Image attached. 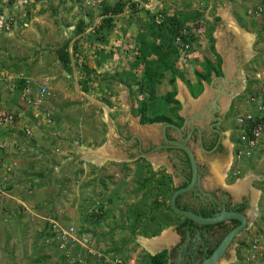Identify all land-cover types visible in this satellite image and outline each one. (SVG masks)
Wrapping results in <instances>:
<instances>
[{
	"label": "rangeland",
	"instance_id": "rangeland-1",
	"mask_svg": "<svg viewBox=\"0 0 264 264\" xmlns=\"http://www.w3.org/2000/svg\"><path fill=\"white\" fill-rule=\"evenodd\" d=\"M43 1L34 0L26 13V15L31 14L30 17L23 18V22L28 27L23 26V22H18L19 15L16 18V26L10 33L17 39L13 43V48L8 47L2 41L4 35L7 34H0V45L4 47V53L0 49V113H9L10 119L3 127L16 136L15 141L13 140L10 144L6 141V144L2 146L4 153L8 152L9 157L0 164V264H99L102 259L101 256L118 257L125 264H129L130 261L132 264H148V254L138 243V239H147L146 237L153 233V230L149 229V233H146V230L141 231V227L134 230L130 227L134 224L133 220L140 215V211L155 209L157 212L159 211V215L164 211L163 213L174 220V223L166 224L163 222L166 218L156 221L154 225L157 227V232H159V238L152 241L159 244L161 238L165 240L166 237H169L170 240L165 244L169 245L173 242L175 237L172 231L173 225L182 221V218L168 212L167 206L172 193L166 191L165 193L163 189L166 186L170 188L178 186L179 177L171 170L170 177L169 175L162 177L163 182L159 184V187L156 184H151L152 177L148 183L141 186L139 185L140 182H133V178L128 179L134 174L133 171L129 174L126 172V163L106 162L103 167L98 168L92 165L93 162L90 164L87 159H82L80 154L81 148L85 150L94 148L97 150L103 146L108 147L110 150L122 149L127 151L129 146L125 145V141L128 139V131L125 132V125H121L120 119L127 114L128 121L126 125H128L129 119L134 122L139 118L140 122L138 110L141 101L147 99V94L138 92L137 86L131 77V72H134L135 69L126 68L129 61L126 57H122L123 54H120V51L124 50V45L130 39V35L126 33V29H129V27L126 25L127 27L120 28L122 35L115 44H112V40L111 42L106 40L105 34H102L103 37L97 34L94 36L93 31L95 29L93 28L88 30L87 34L84 35V41L82 40L83 42L79 43V38L73 36L76 28L73 30L71 27L78 22H75L76 12L72 11L70 7L66 8L65 11L64 6L65 4L73 5V3L66 0H57L59 4L57 7L60 8L54 11L52 7H54L56 0L54 2L50 0L48 2ZM187 1L185 0L183 3ZM120 2L121 0L118 3ZM49 3L51 9H44V5L49 8ZM102 3L103 0L98 5L89 7L95 8ZM200 3L201 1H195L193 3L194 9H199L201 7ZM182 4L177 5L176 3L173 7L167 4L162 8L159 6V12L155 15H159V19L174 14L180 17L178 11L183 10L185 13V15L181 14L183 20L190 17L193 19L194 17V22L199 23L200 29L190 45V56L195 55V58L186 63L181 60L174 63L175 69L181 75L180 78H176L181 79V82L187 88L185 81L188 80L190 86L195 88L194 71L199 70L202 72L204 69L199 64H202L203 59L214 57L211 53L213 51L209 48V27L207 26L205 31L203 29L204 22L207 19L214 20L215 17L212 12L208 13L207 19L204 18V13H197V16H194L196 13H189L191 11L185 10L188 7L182 6ZM193 4H190L191 7ZM15 6L16 4L13 1L10 3L9 0H0V11L5 9L13 12ZM61 9L64 12H61ZM246 14L247 17H252V21L264 20V13L259 17H253L248 12ZM36 15L38 16V22L30 24ZM155 15H149L147 24H150L152 17ZM40 18L54 21L55 26L52 28L53 33L50 36L47 30L49 28L45 29V24ZM114 21L112 19L108 23L112 25ZM257 21L251 22L252 26L256 25ZM35 23L36 25H34ZM186 23V25L190 23V26L193 25L192 20H186ZM146 25L140 28L139 24L132 28L138 29L139 32L141 30L143 35L146 31ZM108 26L103 28L105 32L110 33ZM218 28L220 30L219 36L224 37L227 35L224 28L219 25ZM15 29L17 30L15 31ZM65 32L67 36L64 34ZM122 38L126 39V42ZM254 38L253 43H255L257 54L252 58L254 61L250 63L251 69H248V65L244 64L245 71L247 69L253 76L251 77L250 74L246 77L244 88L232 98L228 97L229 95L224 97L221 95L219 103L222 105L228 100L231 103L229 111L224 115L221 111L216 112L223 116L225 123L221 129L231 142L235 137L234 127L236 126L238 129L237 124L235 125V118L238 114L250 110V98L257 93L259 87V80L256 77L258 74L264 75V24H259L258 35ZM64 43H68L71 67L73 66L75 69L74 74L72 70L65 71L56 58V50ZM136 44V40L130 44L127 43L130 49L136 47ZM74 45H76V51L73 48ZM212 50L215 52L214 42ZM83 57L84 62L82 61ZM75 61L78 63L77 67H75ZM214 61L216 60L214 59ZM12 63L15 67L10 69ZM82 63L86 68L91 66L92 69L96 68L91 70L92 75L88 83V92H83L80 88L78 91L75 84L84 77L85 68L82 67ZM48 75H53L50 78L57 85L55 90H52L53 88L51 89L48 85V80L44 79ZM25 79L40 80V85L45 84L47 86L48 97L42 109H27L22 104L21 91L20 89L17 90L15 85L21 81L25 83ZM167 79L160 83L158 81L154 83L155 99L152 101L147 100L146 116L166 115L180 124L179 126L187 134L189 128L183 127L184 119L179 116V113L186 114L184 117L188 118L192 116L190 114L193 110L191 106L195 102L188 103L189 100L185 95H177L176 83L174 97L182 99V105L180 102L177 106L164 101L163 95L173 89V86L167 84ZM210 81V79L204 81L206 90L203 91L202 85V90L197 96H193L189 91L195 101L198 100L200 104H203L206 97H208L206 93H209L208 85ZM61 83H66V87L63 86V89H60ZM120 86L124 91H120ZM230 90L234 92L236 87L230 86V89L225 92L229 94L228 91ZM126 92L130 95L131 104L128 105L130 108H126L125 112H121L118 111L117 107L120 103L118 99L121 100V96ZM63 94L66 96L64 97ZM2 96L5 97L4 100ZM8 100L12 101V106L4 103V105L7 104V107H2L1 102ZM96 101L109 108L112 121H115L116 130L112 125L110 127L109 124L107 125V123H110L108 120L107 123L106 120H103L106 116L104 112H108V110L98 107ZM172 108H176V113L182 120L174 117L170 111ZM220 109L222 110V108ZM212 110H214L213 107H205L199 117L207 122L209 113ZM37 112L40 114L48 112L52 116V125L47 127L43 125L41 119H35L32 114ZM82 121L85 124L84 126L81 124ZM146 124L148 123H144L142 128L144 129L143 133L147 136H151L149 134L155 135L157 129L162 125L159 123V125L145 127ZM24 129H28L30 134H24ZM225 129L231 131L233 129L234 133L229 136V130L226 131ZM236 132L238 135V131ZM119 138L123 140L120 141ZM143 139L141 140L142 151L146 152L152 143L147 141L148 144H146ZM189 146L195 153L197 162H201L202 165L206 166V170L204 169L205 171L199 178V184L207 193L216 194L214 192L216 187H222L229 191V195L236 194L231 190L235 188L236 181L239 182V180L251 174L264 176V158L260 160V157H257L258 161L251 164L248 162L250 160L238 161L236 157H234V160L232 153L224 155V157L214 154L211 157L206 156L207 160L205 162V154L199 150L196 138L189 142ZM159 150H161V152L159 151V157L165 156L167 158L169 156L171 158L173 154V152L163 151L162 148H159ZM82 154L87 155L85 151ZM147 157L153 159L150 155ZM247 158H250V156H247ZM1 159L4 158L1 157ZM217 159H222L221 162H223L225 170L224 175H227L226 178L223 176L222 180L217 178L210 170V162H215ZM201 163H199L200 166ZM254 188L260 191L259 203L264 202V182H257ZM230 198L233 200V196ZM157 199L159 204L163 203V206L158 207L155 204ZM247 208L248 205L244 212H247ZM148 220H142V223H144L142 227L145 228V224L150 226L152 221L148 222ZM53 223L63 229L69 225H74L76 227V237L80 244L75 242L60 247L59 240L54 238V234L51 232ZM255 238L260 239L259 245L264 246L263 215L256 220L255 225L239 233L233 239L228 252L221 257L218 264H250L247 260L250 254H247L246 249L243 250L241 244L248 248ZM47 240L50 241L49 244ZM164 242L160 244L163 245ZM160 244L156 247L155 252L158 248H161ZM231 254H233V257H231L233 261L228 259ZM179 257L180 254H177L176 263L180 262Z\"/></svg>",
	"mask_w": 264,
	"mask_h": 264
},
{
	"label": "crops",
	"instance_id": "crops-1",
	"mask_svg": "<svg viewBox=\"0 0 264 264\" xmlns=\"http://www.w3.org/2000/svg\"><path fill=\"white\" fill-rule=\"evenodd\" d=\"M46 1L48 2V0H46ZM50 1L54 2V0H50ZM119 1L120 0H103V3L101 5L95 7V8L84 7V6L82 7V6H77L75 4H73V5L65 4L64 5L65 11H66V8L68 9L70 7L72 11L76 12L75 22L76 21H78V22L75 23V25L80 24L81 27H83V33L79 34V35H75V36L79 38L83 35H86L89 29L90 30L92 28L96 29V27L99 26L100 22H102L103 19H108L110 17L111 20L112 19L115 20L114 23H116V24L113 23L112 25H111V23H108L110 33L105 32L104 28H102L100 30L101 33L100 32L95 33V30H94L93 31L94 36H96V34L98 36L105 34V36H106L105 39L109 40L110 42L112 40L113 41L112 44H115V43H117V41H119L118 39L122 35L120 33V31H121L120 28L121 27L122 28L127 27L126 25H128L129 29H126V33H127V35H130L129 36L130 39H128L127 42H126V39H124V38H122V39L125 40L126 44L127 43L130 44L131 42H134L136 40V35L141 34V30L139 32L138 29L135 30L134 28H132L133 26L135 27V26H138L140 24V26H139L140 28L144 27L147 24V20L149 18V15H151V14L155 15L156 13L159 12V6H160V8H162L163 6H167V4H169L170 6L173 7L174 4H176V3H177V5H181L183 3V1H185V0H128V1L127 0H121L122 3L121 2L119 3L121 6L123 5V9L121 12H118L117 14H113L111 16L110 15L109 16L108 15H102L103 7L113 6V5L117 4ZM195 1H201V3H200L201 7L199 9H194L193 3ZM260 1L261 0H188L187 2L182 4V6L188 7L185 10L191 11L189 13H194V12L196 14L197 13H199V14L204 13L205 19H207L208 13L209 14H210V12L214 13L215 19L214 20L207 19L206 22H204L205 26H204L203 31H205L207 26L209 27V30H210L209 37H211L213 42H214L215 52L217 55H219L221 64H220V75H216L214 72H211V74H210L209 79L211 81H210V84L208 85L209 86L208 87L209 93H206V94H208L207 95L208 97H206L205 102L203 104H200V102L198 100L195 101V99L191 96L188 88L184 85L183 82H181V79L176 78L175 83H176L177 95H181V94H182V96L185 95L187 97V100H189L188 103L195 102L194 105L191 106V109L193 108V110L190 113V114H192V116H190L189 118L184 117V116H186V114H182V113L181 114L179 113V116L184 119L183 120V127L185 126V128H189L187 133L190 132V130L192 129L193 126L199 128L200 131L205 130L206 132L209 133V129H210V126H208L209 123L214 122V120L219 119L218 121L220 122V125H219L218 129L221 132V143L225 148L224 151L225 150L228 151L227 155L232 153L233 159L235 157V153H234L235 149H237V148L242 149L243 148L244 142L241 140V137L243 135L241 134L239 127H238V129L236 126L234 127L235 133L233 132V129H232V131L229 129H225L226 131L229 130V136L233 133L235 134L234 135L235 137H233V140L231 142L230 139L229 140L227 139L226 134L221 129V127L225 123L223 116L218 114V118L213 119L211 115H212V111H215V112L221 111L223 115L225 113H227L229 111V106L231 103L228 102V100H226V103H222V105H220L219 100H220L221 95L223 97L228 95L227 92H225V91L229 90L230 86L236 87V91L232 92L230 90V91H228L229 94L233 93L236 95V93H238L240 90H242L244 88L246 77L249 76L250 74H251L250 75L251 77L253 76V74L249 73L250 71L248 72L247 69L245 71L244 64H247L248 69H251L250 63L254 61V59H252V58L254 55L257 54V49L254 46L255 43H253V41H255V38L252 40V44L250 46L251 53H247V51H246L247 49L244 46V42L242 43V40L240 39L239 33L244 32L247 35H251L252 38L254 36L258 35L259 24H261V23L264 24V20L263 19H262L263 21L255 20V21H257V24L252 26L251 22H255V21H252L251 16L247 17L246 13L248 12L247 9H250V8L254 7L255 5L259 4ZM188 2L191 5L193 4V6L191 7V5ZM136 4H138V5H136ZM58 5L59 4L57 3V0H56V3L54 2V7H52L54 9V11H56L57 9L60 8V7H57ZM133 5H136L135 9L132 8ZM43 8L44 9H51L50 3H49V8L45 5L43 6ZM167 9H169V8H167ZM174 9H176V8H174ZM176 10H180V9L178 8ZM192 10H195V11H192ZM61 12H64L63 9H61ZM178 12L180 15V17L179 16L178 17L180 19H182L183 17H181L182 16L181 14L185 15V13L183 12V10L178 11ZM30 15L31 14H27V15L25 14L22 17L19 16L20 18L18 19L19 20L18 22L22 23L24 21L23 18L26 19V18L30 17ZM157 16H159V15H157ZM253 17H255V16H253ZM40 20L42 22H44L45 29L49 28L47 30H48L49 36H50L53 33L52 28H54V26H55L54 21H50V20L48 21L45 19L43 20L41 18H40ZM231 20L233 21V23L236 24L239 31H235V29L232 28V24H231L232 21ZM258 20H260V19H258ZM34 22H38V16L37 15L33 18V20L30 22V24H33ZM23 23H24L23 26H26V23L25 22H23ZM217 24L220 27L225 29V33L227 34L226 36H224V37L219 36L220 30H219ZM34 25H36V23ZM75 25L71 26L73 28V30L76 28ZM148 25L149 24H147L146 26L148 27ZM26 27H28V26H26ZM16 30L17 29H15V31ZM21 32H23V31H21ZM64 34L66 35V32ZM73 36H74V34H73ZM102 37H103V35H102ZM84 38H85V36L79 38V40H78L79 43L80 42L82 43L84 41ZM3 39H2L3 43L7 44L8 47H10V48H13L12 47V46H14L13 43H15L17 41V39L14 38L10 34L4 35ZM48 41L51 42L49 39H48ZM203 44H205V43H203ZM253 46H254V48H253ZM0 49L4 53V47H2L0 45ZM120 54H123L122 57H126L128 59V61H131L132 55L130 53L127 54L128 55L127 56L124 54L123 51H120ZM194 56L195 55H193V57H191V56L186 57L185 61L187 62V61L191 60L192 58H195ZM205 58L209 59L212 62V64H216V61H214V59H215L214 57H211V58L205 57ZM127 64H126V68L129 67V65H127ZM14 67H15L14 63H12L10 69H13ZM254 67L255 66L253 65V68ZM71 69H72V72L74 74L75 69L73 68V66L71 67ZM87 69L91 71V70L96 69V68L94 67L92 69V66H91ZM96 72L98 73V71H96ZM245 72H247V73L245 74ZM51 76H53V75H48L47 78H44V79L46 81L48 80L49 87L51 89L53 88L52 90H55L57 85L51 81V78H50ZM251 77H249V78H251ZM201 83L203 85V91H205L206 90V84L204 83V81H202ZM75 84H76L77 90L79 91V88H80L79 83L77 82ZM66 85H67L66 83H63V84L61 83L59 87H60V89H63L62 87L63 86L66 87ZM119 89H120V91H124L122 89V86H120ZM65 96L66 95H64V97ZM2 98H3V100L5 99V97H3V96H2ZM87 98H89V97H87ZM89 99L95 101L92 98H89ZM89 99H87V100H89ZM175 99L178 102H180L182 105V99H180L179 97H176ZM118 101H120V103L117 105L118 111L125 112L126 108H130V107H128V105L131 104V99H130L129 93L126 92L125 94H123L121 96V100L118 99ZM11 102H12L11 100H8L6 102L3 101V102H1V106L7 107V104L9 106H12ZM4 103H7V104L4 105ZM96 103H97V106L100 107L101 109L104 110V108H106L108 110V112H104V114H106V116L104 117L105 119H103V120H106L105 121L106 123L108 120L110 123H107V125L109 124L108 125L109 127H110V125H112V127H114V129L116 130L115 121L114 122L112 121L113 119L110 115L109 108L106 105L100 103L99 101H96ZM207 106L213 107L214 110H212L210 112V115L208 117V121L206 122V121H203L205 119H201L199 116L202 114L203 109L205 107L207 108ZM122 108H125V109H122ZM197 108H198V110H197ZM220 108H222V110ZM248 108H249V106H248ZM19 115H21V114H19ZM83 121L81 123L82 126L85 125V124H83ZM127 121H128L127 114L125 116H122V118L120 119L121 125H125L124 126L125 132L128 131L127 132L128 133V135H127L128 139L125 141V145L129 146V147H127V151H123L122 149L110 150L106 146L100 147L97 150L94 148H91V150H85V149L81 148L80 154L82 156V159H84L83 154H82L83 151H92V152L102 151V154L105 155L107 157V159L104 161V163L101 166H99V165L96 166V164H94V163L92 164V162L87 161V160L86 161L90 162V164H92L93 166L98 167V168L103 167L106 162H114L117 164L122 162V163H126L128 165V163H130V160H131L129 158V154L130 153L133 155L137 154V150H135L136 147L133 148L135 146V145L133 146L134 137H138V139L140 140L138 150H142V143H141L142 138H144L143 142L145 141L146 144H148L147 143L148 140H151L152 143L155 142L153 134H149L151 136H147L146 134L143 133V131H144V129L142 128L143 124L142 125L140 124L139 118L137 120H134V122L132 121V119H129L128 125H126ZM113 124H114V126H113ZM235 125H236V123H235ZM148 126H150V124L145 125V127H148ZM160 128H159V142H160V139H162ZM13 130H16V129H13ZM236 131H238V135H237ZM116 133H117V131H116ZM171 133L173 134L172 131H171ZM112 136L114 137V134ZM111 137H109V138H111ZM15 139H16V136L14 133H10L7 129H5V127H0V162H5V160H7V157H9L8 152L4 153V148L2 146L4 144H6V141L9 142V144H10L13 140L15 141ZM119 140L122 141L123 139L119 138ZM129 141H130V143H129ZM197 145H198V141H197ZM198 148L203 154H205V156H204L205 162L207 160L206 156L211 157L212 155L217 154V155H222V157H224L223 153H218V152H214V151H211L209 153H204L201 150V148L199 147V145H198ZM132 149H134V150H132ZM93 150H95V151H93ZM1 157L4 159H1ZM257 157H260V160H263V158H264V137H262L258 141V144L256 145L255 149L252 151V155L250 156V158L242 157V158H239L237 160L243 161V162L250 160L248 162L253 164L255 161H258ZM219 159H217L215 162H210V167H211L210 170H211V172H213V174H215L213 168L214 167L219 168V171L221 172V174H219L220 175L219 176L217 173V175H215V176L219 179L220 178L223 179V176H224V178H226L227 175H224V171H225L224 165H223V162H221L222 159L221 160H219ZM199 163H201V162H199ZM199 163L197 162V165H199ZM159 165L165 166L166 172L171 173L172 169L168 165V162L166 161L165 156L159 157ZM206 165H207V163H206ZM201 166H204V165H202V163H201ZM216 166H219V167H216ZM205 168H206V166H204V169ZM257 182H264V176L263 175L255 176L253 174L245 176V178L239 180V182L238 181L235 182L234 187L236 189H235L234 193H236V194L231 195V196H233V200L235 203L241 202L244 199H246L249 203H251L252 201L254 202V204L256 203L257 209L255 210V212L252 210L249 213L250 221H251L252 225H255L256 220L259 219L260 216H262V215L264 216V202L262 201L259 203L260 191L256 188H254L255 184ZM243 184H244V186H243ZM245 186H246V188H245ZM227 188H229V187H227ZM257 192H258V194H257ZM247 212H249V204H248ZM174 236H175V234H174ZM158 238L159 237L151 239L149 237L148 239L149 240L150 239L155 240ZM144 251H145V249H144ZM157 251H159V249H157ZM145 252H146V254L150 255V253H148L147 251H145ZM129 264H132V262L130 261Z\"/></svg>",
	"mask_w": 264,
	"mask_h": 264
},
{
	"label": "flooded vegetation",
	"instance_id": "flooded-vegetation-1",
	"mask_svg": "<svg viewBox=\"0 0 264 264\" xmlns=\"http://www.w3.org/2000/svg\"><path fill=\"white\" fill-rule=\"evenodd\" d=\"M211 116L213 119H217L218 113L212 111ZM218 120H214V122L209 123L208 125L210 126L209 133L206 132L205 130L201 131V146L207 151H214L227 155L228 151L226 150L224 151L225 148L221 143V132L218 129L220 122ZM140 124L142 125V123ZM161 124L163 125L165 123H161ZM169 124H173L181 129L183 133L182 138L185 141L180 140L175 130L171 128H166L165 136L168 141L179 142L180 144L185 145L189 148H190L189 142L191 140L196 138V141H198V136L195 126L192 127V129L190 130L191 135L189 138H187L186 132H184V129L181 126H179L177 122L173 121L172 123ZM150 125H159V123H151ZM171 131L173 132V134L171 133ZM153 137L155 139V142L152 143L151 140H148L149 141L148 143H152V145H150V148L146 152H143L142 150H138L140 140L138 139V137H134L133 146L134 145L135 146L133 148L135 147L137 148V154L133 155L130 153L129 154V158L131 159L130 164L125 165L126 172L129 174L131 171H133L134 176L127 178L128 179L133 178L132 179L133 182L135 181L140 182L139 185L142 186L148 183V181L152 177L153 180L151 184H156V186L159 187V178H162L165 175H169L170 177L171 174L166 172L165 166L159 165V151L161 152L159 148H162L163 151L165 152H173L171 158L168 156L166 160L167 162L170 163L169 166L171 167L172 171H174L176 173V176L179 177V184L178 186L174 185L175 189L177 190L180 188H184L182 185L186 183L187 186L190 183L192 177V170L187 155L180 149L174 148L176 146L174 144L166 143L164 142L163 139H160L159 142V129H157V133ZM191 151L196 159L195 153L193 152L192 149ZM147 154L153 157V159H148ZM203 171H204V166L197 165V182L194 184L193 188L190 191L179 195L175 199V203L179 209L189 211L200 217H202L201 215L202 210H205L207 212L215 211L209 217H203V218H211L217 214H220L223 211L236 212L235 210L241 204H246V206L248 205L246 199L242 200L241 202L235 203L230 198L232 196L229 195L228 191L222 187H216L217 191L216 190L214 191L216 194H210L207 193V191H204L199 184L200 183L199 178L201 177V174H203ZM159 172L161 173L159 174ZM156 204L159 207L158 199L156 201ZM244 210L239 213H245ZM140 212L141 213L138 216L140 220L139 224H135V219H136L135 218L133 220L134 224L130 228L134 230L136 228L141 227L142 228L141 231L146 230L147 231L146 233H149V229L151 231L153 230V233L149 234L147 239L149 237L150 238L159 237V232H157V227L154 225L156 224V221L158 222L159 220V211L157 212V210L154 209L152 211H140ZM182 218L185 219L184 217ZM143 219L145 220L149 219L148 222L154 220V223L151 222L150 226H147L145 224V228H144L142 227V225H144V223H142ZM233 221L235 220L226 221V222L223 221L209 226L200 225L194 223L193 221H190L192 223L191 226L185 224L182 228L179 227L178 224L179 222H178L173 225L172 231L175 234V237L173 238L174 239L173 242H171L169 245L168 244L161 245V248L163 247L165 248V246H168L169 250L167 251L166 249H162L161 251L163 250L167 251V255L169 256L168 264H200L203 260H205L212 254V252L216 249V247L223 239V237L239 224L238 223L237 225L234 226ZM228 227H231L232 229H230L227 233L224 234L225 229ZM222 234L224 236L220 239V236ZM228 249L229 247L222 256H224L226 252H228ZM158 253L159 251H157L156 254ZM177 254H180L179 257L180 262L178 263H176ZM230 258L231 255L229 256L228 259Z\"/></svg>",
	"mask_w": 264,
	"mask_h": 264
},
{
	"label": "trees",
	"instance_id": "trees-1",
	"mask_svg": "<svg viewBox=\"0 0 264 264\" xmlns=\"http://www.w3.org/2000/svg\"><path fill=\"white\" fill-rule=\"evenodd\" d=\"M15 2V0H9V2ZM264 0H261L260 3H262ZM138 5V4H136ZM136 5H133L132 8L135 9ZM123 9V5L121 6L119 3L113 5V6H105L103 7L102 15H113L117 14L118 12H121ZM194 16H197L195 14ZM186 20H192L193 25L190 26L186 25V20L180 19L178 15L174 14L172 16H164L163 18L159 19V16H153L150 24L148 27H146L145 33L136 35V42L137 46L130 47L126 44L124 45V54L127 55L129 52L131 53V61H129V69H135L134 72H131L132 80L134 81L135 85L137 86V90L140 94H147V99L144 101H141V106L138 110V114L140 116V122L141 123H172L173 120L166 116V115H155L153 117H147L146 116V110H147V100H154V89L153 85L154 83H157V81L160 83L163 80H166L167 77V84L173 86V89L163 95L164 101H166L169 104L179 105V102L175 99V80L176 77H181L179 71L175 69L174 63L177 60H181L183 63L185 61L186 57L190 56L191 51V43L195 40V34L200 29V25L198 22H194L193 19ZM195 19H197L195 17ZM106 20V21H105ZM111 21V18L103 19L102 23L96 27L95 31L99 32L103 26L106 28L108 26V22ZM105 23V24H104ZM109 27V26H108ZM83 33V27L79 24L74 32V35H79ZM84 36V35H83ZM81 36V37H83ZM79 37V38H81ZM178 39V41H177ZM135 42V41H134ZM210 42V50L212 55L216 59V64H212V62L205 58L203 59L202 64H199L201 68L204 70L202 72L200 71H194V84H196L195 88L190 86L189 81H185L186 85L189 88V91L192 93L193 96H197L201 90H202V81H208L211 72H214L216 75H220V58L219 55L214 52L213 49V40L211 37H209ZM68 43H64L61 47H59L56 50V58L59 63V65L67 72L71 71V59H70V53L68 51ZM188 46L187 49H185V46ZM74 50L76 51V45L73 46ZM155 57V58H154ZM154 58V59H153ZM82 61L84 62V57L82 58ZM75 66H78L77 61H75ZM82 67L85 68L84 70V77L82 80H79V86L82 89L83 92H88L89 87L88 83L91 80V71L88 70L82 63ZM137 76V77H136ZM24 85V82L21 81L18 84L15 85V88L17 90H22ZM171 113L174 115L175 118H178L179 120H182L177 113L176 108L170 109ZM178 124V123H177ZM180 125V124H178ZM239 148L235 149V154ZM162 178H159V184H161ZM170 182V181H168ZM183 187L186 186V183L182 185ZM175 188H170L166 186L163 189V192H173L175 191ZM165 192V193H166ZM156 204V203H155ZM157 205V204H156ZM159 206H163V203H160ZM168 212L172 215L179 216L175 214L170 206H167ZM246 208V204H241L239 207L235 210L236 212H242ZM161 212L159 215V219L166 218L163 222L166 224L174 223V220H172L170 217L166 215V213ZM213 212H207L205 210H202L201 215L202 217H209ZM163 213V214H162ZM98 216V215H97ZM180 217V216H179ZM95 218V217H94ZM182 218V217H180ZM140 220L139 217H136L135 224H139ZM153 222V221H152ZM179 227L182 228L185 224H188L191 226V222L187 219H183L182 221L178 223ZM237 221H233V225H237ZM231 227H228L225 229L224 234L227 233ZM160 231V230H159ZM224 235L222 234L220 236V239ZM241 247L245 248V245L241 244ZM168 258L167 251L163 250L159 252L158 254H155L153 256L148 255L147 260L148 264H168Z\"/></svg>",
	"mask_w": 264,
	"mask_h": 264
},
{
	"label": "built area",
	"instance_id": "built-area-1",
	"mask_svg": "<svg viewBox=\"0 0 264 264\" xmlns=\"http://www.w3.org/2000/svg\"><path fill=\"white\" fill-rule=\"evenodd\" d=\"M34 0H15L16 8L13 12L2 10L0 11V34H10L16 26V18L18 15L24 16L28 11ZM73 4H78L84 7L94 6L101 3L102 0H66ZM264 13V1L255 5L248 10V14L259 17ZM178 41V39H177ZM188 46H185L187 49ZM259 80V87L257 93L253 94L250 98V110L240 113L236 116L235 121L239 127L241 134V140L244 142L243 148L239 149L235 154L237 159L252 155V151L255 149L258 141L264 137V75L258 74L256 77ZM47 86L40 85L39 80L25 79V83L20 92V99L22 104L27 109H42V106L46 103L48 97ZM32 116L36 119H41L43 125L50 127L52 125V116L46 113H34ZM41 116V117H40ZM10 119L8 112L0 113V127L7 124ZM13 122V121H12ZM26 135L30 134L28 129H24ZM1 164V162H0ZM51 232L54 234V238L59 241V246L63 247L71 243H79L76 237V227L69 225L66 228H61L56 223L51 225ZM50 240V239H49ZM260 239L255 238L251 244L246 248V252L250 257L247 260L250 264H264V246L259 245ZM53 241V240H52ZM50 241L47 240L49 244ZM102 259L99 264H125L118 257H106L101 256Z\"/></svg>",
	"mask_w": 264,
	"mask_h": 264
},
{
	"label": "water",
	"instance_id": "water-1",
	"mask_svg": "<svg viewBox=\"0 0 264 264\" xmlns=\"http://www.w3.org/2000/svg\"><path fill=\"white\" fill-rule=\"evenodd\" d=\"M237 94V93H236ZM230 98H232L235 94L230 93L228 94ZM214 112V111H213ZM166 128H171L173 130H175V132L178 134L180 140L185 141L182 138V131L179 127L173 125V124H169V123H165L161 126L160 131H161V137L164 140V142L166 143H171L176 145L174 148L180 149L181 151H183L189 160L190 163V167L192 170V177H191V181L190 183L185 186L184 188H180L177 189L175 191L172 192L170 198H169V206L171 208V210L175 213L178 214L182 217H184L185 219H188L190 221H193L194 223L200 224V225H214L217 224L219 222H226V221H231V220H235L237 221L239 224L234 227L231 231H229L224 237L223 239L220 241V243L218 244V246L216 247V249L212 252V254L206 258L205 260H203L200 264H218L219 260L221 259L222 255L225 253V251L227 250V248L229 247V245L232 243L233 239L241 232L247 230L252 224L250 221V215L249 213L256 208V203L254 204V202L252 201L251 203H249V212L246 213H239V212H221L220 214H217L211 218H203L200 216H197L189 211H185V210H181L177 207L176 203H175V199L184 193H187L188 191H190L194 184L197 182V162L196 159L191 151V149L185 145L180 144L179 142H170L167 140L166 136H165V130ZM196 131H197V136H198V144L201 148V150L204 153H209L211 151H207L205 150L202 146H201V131L199 130V128L195 127ZM191 135V133H187V138H189ZM162 249H166L167 251L169 250L168 246H165V248H160L159 252H161ZM157 252L154 253H150L151 256L155 255ZM231 257H233V254H231ZM231 261H233L232 258H230Z\"/></svg>",
	"mask_w": 264,
	"mask_h": 264
},
{
	"label": "bare ground",
	"instance_id": "bare-ground-1",
	"mask_svg": "<svg viewBox=\"0 0 264 264\" xmlns=\"http://www.w3.org/2000/svg\"><path fill=\"white\" fill-rule=\"evenodd\" d=\"M230 19V18H229ZM232 21V20H231ZM231 24H232V28L233 29H235V31H239V29H238V27L236 26V24L235 23H233V21L231 22ZM239 35H240V39L242 40V43L244 42V46L246 47V51H247V53H251V49H250V46H251V44H252V40H253V38H252V36L251 35H247L246 33H244V32H240L239 33ZM85 153H87V155H83V157L85 158V159H87L88 161H90V162H93V163H95V164H97V165H101V164H103L104 163V161L107 159V157L105 156V155H103L102 154V151H99V152H97V153H93V152H91V151H85ZM216 167H219V166H216ZM221 167V166H220ZM214 169V173H215V175H217V173H218V175L219 174H221V172L219 171V168H213ZM223 174V173H222ZM220 176V175H219ZM218 176V177H219ZM220 180H222V178H220ZM247 181V180H246ZM242 185V184H241ZM243 186H244V184H243ZM240 188V187H239ZM243 188V187H242ZM245 188H246V186H245ZM229 189H231V188H229ZM235 189L236 188H234V189H231L233 192L235 191ZM253 211H254V209H253ZM254 213V212H253ZM170 239H169V237H166L165 238V240L164 239H160L159 240V244L160 243H163L164 241V244L165 243H168V241H169ZM138 243L145 249V251H147L148 253H154L155 252V250H156V247L159 245V244H157V242L156 241H152V240H148V239H144V238H139L138 239ZM161 245V244H160Z\"/></svg>",
	"mask_w": 264,
	"mask_h": 264
},
{
	"label": "clouds",
	"instance_id": "clouds-1",
	"mask_svg": "<svg viewBox=\"0 0 264 264\" xmlns=\"http://www.w3.org/2000/svg\"><path fill=\"white\" fill-rule=\"evenodd\" d=\"M246 249V246H245V248H243V250H245Z\"/></svg>",
	"mask_w": 264,
	"mask_h": 264
}]
</instances>
